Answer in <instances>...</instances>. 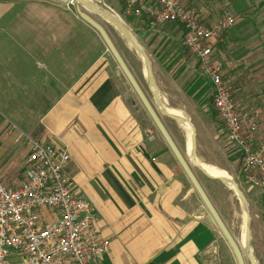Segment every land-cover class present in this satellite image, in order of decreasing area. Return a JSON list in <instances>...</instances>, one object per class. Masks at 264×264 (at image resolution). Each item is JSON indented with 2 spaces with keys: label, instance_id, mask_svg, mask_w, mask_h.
<instances>
[{
  "label": "crops",
  "instance_id": "obj_1",
  "mask_svg": "<svg viewBox=\"0 0 264 264\" xmlns=\"http://www.w3.org/2000/svg\"><path fill=\"white\" fill-rule=\"evenodd\" d=\"M14 2L0 0V184L9 187L19 181L26 156L23 140L63 149L67 162L62 175L90 206L91 229L105 245L96 264H219L208 256L220 249L225 254V246L204 223L199 203L158 137L153 140L146 117L96 37L71 15L38 1ZM232 5L230 0L186 3L202 24L223 16L237 21L234 31L222 33L211 47L220 79L223 71L231 72L233 60L251 63L258 55L255 42L246 55L232 56L240 26L239 17L234 20L230 12ZM86 15L106 33V21ZM108 42L121 49L115 54L149 108L176 111L179 103L170 104L181 100L179 90L161 87L163 75L153 78L146 63L153 93L140 66L123 58L127 51L122 38ZM260 123L259 115L257 129ZM232 155L229 171L239 182ZM240 185L261 208L264 227L260 192ZM221 264H232L230 256ZM253 264L264 262L258 257Z\"/></svg>",
  "mask_w": 264,
  "mask_h": 264
},
{
  "label": "built area",
  "instance_id": "obj_2",
  "mask_svg": "<svg viewBox=\"0 0 264 264\" xmlns=\"http://www.w3.org/2000/svg\"><path fill=\"white\" fill-rule=\"evenodd\" d=\"M120 2L123 16L141 21L148 29L179 30L181 51L194 62L198 77L206 82L210 110L236 158L239 182L249 190L259 191L264 206V139L255 137L259 113L236 109L212 56L213 42L232 28V19L223 16L202 24L186 6L188 0ZM66 6L69 5L62 7ZM104 12L110 16L106 9ZM22 145L26 156L19 181L9 187L0 184V264H96L105 245L96 240L91 229L90 206L70 189L62 175L67 162L64 150H52L28 140H23Z\"/></svg>",
  "mask_w": 264,
  "mask_h": 264
},
{
  "label": "rangeland",
  "instance_id": "obj_3",
  "mask_svg": "<svg viewBox=\"0 0 264 264\" xmlns=\"http://www.w3.org/2000/svg\"><path fill=\"white\" fill-rule=\"evenodd\" d=\"M9 1H15L14 3H17V0ZM87 1V5L94 8L93 10L107 16L121 29L133 46H135L136 50L143 56L144 61L148 64L150 73L153 71V78H155L154 76L159 77L163 75L162 84H160L161 87L168 86L171 90L173 89L175 93L179 90L180 93H178L181 96V100H175L170 106L174 105V103H179V107H174V110H176L182 120L187 123L192 132L193 159L201 165L203 163L221 172L226 176L228 182L235 187L243 202L244 215L247 220V257L252 263H254L255 259L258 257L264 262V227L261 222V210H259L261 208H256V205L253 204L254 200L252 195L244 194L242 186L229 171V165L233 161V151L226 145L224 138H222L223 134L221 133L217 120L210 110L209 102L206 103L207 99L208 101L210 100L205 80L198 77L194 62L181 51L182 49L179 45V30L176 27H161L158 29H148L144 27L141 21L123 16V8L120 0ZM219 2L222 4L224 0H219ZM230 2L233 4L230 8V12L234 20H237L238 17L240 19V26L235 30L237 31L238 37L236 35V43L233 45L234 47L231 48L232 56L234 54L236 56L246 55L248 53L247 50L253 46L255 42H258V48L254 51V54L258 55L253 58L251 63H235L236 60H233V62L229 63L231 72L224 73L223 71V76L220 81L228 87L229 99L238 111H244L246 109L258 111L260 119H262V124H259L257 129L258 133L255 137L264 139L259 137L261 134L263 135L261 136L264 137V24L261 22L264 0H230ZM37 3H39L38 5H42V7H51L55 9L57 13L71 15V17L75 19L72 15V6H66L64 8L60 6L57 8L54 4ZM104 9L107 10L110 16L105 14ZM235 10H240L238 12L239 16L236 14ZM84 16L88 17L86 14H84ZM236 22L232 21L234 25ZM107 26L104 28L106 33L102 32L105 34L104 36L107 41L120 38L111 25L108 24ZM234 29L233 27L232 31H234ZM100 47L102 48L101 44ZM114 49H112L114 53L121 52L119 48ZM124 49L127 52L124 54L125 57L123 56V58L128 57V60H126L127 62H129L130 59V64L133 63L138 66L140 64L139 59L127 46ZM220 52H222V50H220ZM227 54H229V51ZM215 59L218 62V58ZM221 59L223 62H229L227 58ZM134 75L137 77L136 72H134ZM253 75L254 80H248V78ZM161 87L159 88L161 89ZM165 108H167V106H165ZM165 108L163 110H166ZM161 125L170 143L175 146L178 152L177 154L182 161L187 164L192 178L197 182V186L210 208L238 249L242 264H246L242 254V244L239 235L241 231V212L238 203L235 201L232 194L222 185L201 178L198 173L191 169V166L188 164V159L184 155V136L177 131L176 125L166 120L161 121ZM149 133L152 135L153 140L157 139L153 131L149 130ZM206 140L209 142H204ZM208 144L212 145V153L210 152V146ZM197 154L200 156L201 163L197 159ZM194 160L193 162L195 163ZM201 214L202 217H205L202 210ZM217 245H220L219 242H217ZM220 251H215L213 254H211L210 251L209 254L212 256H208V259L217 261L219 264H221V262L223 263L224 257H228L229 254L227 250L224 252L225 254ZM212 264L214 263L212 262Z\"/></svg>",
  "mask_w": 264,
  "mask_h": 264
},
{
  "label": "water",
  "instance_id": "obj_4",
  "mask_svg": "<svg viewBox=\"0 0 264 264\" xmlns=\"http://www.w3.org/2000/svg\"><path fill=\"white\" fill-rule=\"evenodd\" d=\"M19 1H38V2H44L59 6H65L69 5L72 6V15L75 17V19L80 22L86 29H88L91 33L94 34V36L97 38L99 43L101 44L104 53L109 57L110 61L112 62L113 66L115 67L116 71L118 72L121 79L124 81L125 85L127 86L128 90L134 97L135 101L137 102L138 106L140 107L142 113L146 117L148 123L154 130L156 136L158 137L159 141L161 142L162 146L164 147L165 151L168 153L170 159L174 163L175 167L179 171L180 175L184 179L185 183L187 184L190 192L193 194L197 202L199 203L204 215V223L209 224L213 227L216 234L218 235L219 239L222 241L223 245L225 246L228 254L230 255V258L232 260L233 264H242L241 256L238 252V249L236 248L235 244L232 242V240L229 238L228 234L225 232L224 228L222 227L221 223L219 222L218 218L214 214L213 210L210 208L209 204L207 203L206 199L204 198L202 192L194 182L188 166L186 163L182 161L180 156L177 154L175 149L173 148L172 144L170 143L168 137L164 133V131L161 129V127L158 124V121L154 117V114L152 113V110L149 108V106L146 104L140 93L138 92L137 88L135 87L133 81L131 80L130 76L128 75L127 71L125 70L123 64L118 59L114 51L112 50L110 44L108 43L107 39L105 38L104 34L100 30V28L95 25L93 22L88 20L84 14H90L94 15L104 21H106L109 25H111L115 31L118 33V35L122 38V40L125 42L126 46L133 52V54L139 59L140 65H141V71L143 73V79L144 82L147 84L148 88L154 93L152 89V85L149 80L148 70L146 63L143 59V56L134 48L133 44L129 41V39L124 35V33L121 31V29L107 16L104 14H101L92 8L91 6L82 3L81 0H19ZM155 98V96H154ZM159 110V109H158ZM160 111V110H159ZM160 116L169 122L177 125L180 123L178 120L171 119L170 117L164 115L160 112H158ZM186 123V122H185ZM187 125V123H186ZM187 128L189 130V135L187 138V151H184V155L188 159V164L191 166V169H193L196 173H198L202 178L213 182L218 183L222 186L228 187L230 189V193L234 197L235 201L238 203V206L240 208L241 216H242V226H241V234H240V240L242 244V254L244 257V260L246 264H253L250 259L247 257V250H246V236H247V223H246V217L244 215V205L243 202L238 195L235 187L230 184L228 181H222V180H210L204 177L200 169L193 166V143H192V132L187 125ZM185 148V144H184ZM185 150V149H184Z\"/></svg>",
  "mask_w": 264,
  "mask_h": 264
},
{
  "label": "bare ground",
  "instance_id": "obj_5",
  "mask_svg": "<svg viewBox=\"0 0 264 264\" xmlns=\"http://www.w3.org/2000/svg\"><path fill=\"white\" fill-rule=\"evenodd\" d=\"M82 3H85V4H88V1L87 0H81ZM135 48V46H134ZM162 114L170 117L171 119H174V120H178L180 121L179 124L176 125L177 127V131L180 132L181 134H183L184 136V144H185V150L184 151H187V138H188V135H189V130L187 128V125L185 123V121L182 120V118L177 114L176 111H172V110H162ZM193 166L200 169V171L202 172V174L204 175V177H206L207 179H216V180H222V181H228V179L226 178V176L224 174H222L221 172L213 169V168H210V167H207V166H203L199 163H197L195 161V163L193 162ZM228 192H230V189L228 187H225L223 186ZM240 221H241V226H242V216L240 215ZM241 234V231L239 233V235Z\"/></svg>",
  "mask_w": 264,
  "mask_h": 264
},
{
  "label": "flooded vegetation",
  "instance_id": "obj_6",
  "mask_svg": "<svg viewBox=\"0 0 264 264\" xmlns=\"http://www.w3.org/2000/svg\"><path fill=\"white\" fill-rule=\"evenodd\" d=\"M146 63V62H145ZM139 66H140V68H141V65L139 64ZM146 66H147V64H146ZM126 70V69H125ZM147 70H148V68H147ZM127 71V70H126ZM128 73V72H127ZM129 75V74H128ZM148 75H149V73H148ZM158 109L161 111V113H162V109L161 108H159L158 107ZM160 111H153L152 110V113L154 114V117L156 118V120L158 121V124H159V126L161 127V129L163 130V128H162V125H161V121H164V120H166V119H164V118H162L161 116H160V114L158 113V112H160ZM166 121H168V120H166ZM169 122V121H168ZM149 126H150V124H149ZM150 130L151 131H153L154 132V130L152 129V127L150 126ZM155 133V132H154ZM156 135V134H155Z\"/></svg>",
  "mask_w": 264,
  "mask_h": 264
},
{
  "label": "trees",
  "instance_id": "obj_7",
  "mask_svg": "<svg viewBox=\"0 0 264 264\" xmlns=\"http://www.w3.org/2000/svg\"><path fill=\"white\" fill-rule=\"evenodd\" d=\"M261 22L264 24V9H263V17H262ZM208 102H209V101H208V99H207L206 103H208Z\"/></svg>",
  "mask_w": 264,
  "mask_h": 264
}]
</instances>
